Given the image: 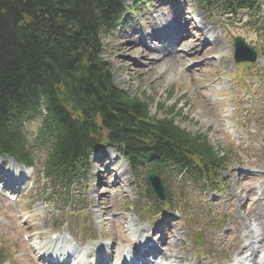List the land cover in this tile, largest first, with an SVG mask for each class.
Instances as JSON below:
<instances>
[{"label": "trees", "instance_id": "16d2710c", "mask_svg": "<svg viewBox=\"0 0 264 264\" xmlns=\"http://www.w3.org/2000/svg\"><path fill=\"white\" fill-rule=\"evenodd\" d=\"M119 2L0 0V153L30 158V146L17 137L14 127L23 116L25 105L35 100L33 86H39L42 82L47 91L54 85H63L69 97L86 96V88L93 84V97L97 98L106 119L104 125L126 142L134 143L133 138L140 136V132L160 137L156 144L164 148L170 144L176 145L185 155L197 151L209 158L213 156L205 138L191 137L179 131L169 120L149 125L137 122L135 125L127 105L136 106L131 113L133 115L139 116L146 112L137 100H134L135 104L127 101L121 105L102 101L106 95L102 86L108 84V69L107 64L102 63L97 56L100 50L99 34L101 25L105 24L104 18L108 16L107 12H114ZM85 102L84 97L77 102L78 106L84 107L83 125L77 123L69 131L60 130L56 135L48 137L51 149L48 170L54 165L75 161L78 152L90 143L88 133L98 130V125L93 128L88 126L90 113L85 108ZM50 110L58 122H67L70 116V111L65 107ZM135 129L138 132L132 134ZM52 130L50 127L41 135L49 134ZM51 136L56 140L51 141Z\"/></svg>", "mask_w": 264, "mask_h": 264}, {"label": "rangeland", "instance_id": "374dc122", "mask_svg": "<svg viewBox=\"0 0 264 264\" xmlns=\"http://www.w3.org/2000/svg\"><path fill=\"white\" fill-rule=\"evenodd\" d=\"M189 8L194 9L193 17L199 14L203 18L207 17L212 20L210 21L211 25L220 34L218 45H212L206 52V50L198 46V39L201 38V35L199 36V33L196 32L194 34L195 37L190 40L191 46H185L188 48L187 51L189 48L191 49V57H189L187 64L180 68V72L175 66L168 64L156 70H149L144 68V60L136 57V53L129 52L128 54L132 59L122 61L123 59L117 57H120L122 53L113 50L112 63L115 66L116 76L119 81L126 80L129 82L132 88L138 92H148L155 101H167L168 103H176L178 101V108L181 105L183 106L181 109L182 114L193 118L194 122L183 123L191 133L192 131L207 132L213 126L209 132L210 144L214 147L217 144H221L225 149H229L232 158L237 160V165H242L246 161L250 165L258 164V167L264 166V77L258 75V73L264 71V61L256 63L253 68H248L237 65L232 59L233 36L245 35L249 38H255V27L252 24L244 27V24L240 25L234 22V19L227 21L223 19L222 15L209 14L194 7ZM219 17L222 18V29L219 28L217 22ZM261 18L264 19V16L262 15ZM225 24L228 26L226 27ZM220 37H223V41H220ZM257 38L259 39L258 45L264 48V35H258ZM187 41L183 45H186ZM113 44L114 42L110 41L111 47H113ZM203 62H205V65H200L202 72L198 79L199 82L196 83L189 75L197 73L193 72L192 66ZM135 63L139 64L140 67L133 69L132 65H136ZM121 65H123L122 70L120 69ZM226 90L228 94L224 93ZM235 92L240 94L242 100L236 104V125L234 127L226 125V119H223L220 115H213L212 112L203 113L201 105L195 100L198 96L205 97L212 104L221 107V102L226 100V104H228L229 99L236 100L238 98L239 95L235 94ZM243 100L244 102H242ZM246 109H252L255 114L250 112L245 115ZM256 115L259 116L257 122L253 121ZM248 123L250 125H247ZM245 167L247 168V165ZM235 168L232 169L231 174L235 171ZM255 183L264 185L262 179L255 181L252 185ZM40 184H42V181L37 178L33 190L28 195H22L14 203L0 193V236L5 240L2 246L7 249L8 253L11 252L14 255L5 264H39L32 252L33 244L37 239L35 237L39 236L38 240L44 241L49 239L51 233L57 231L49 229L48 219L41 217L45 213H49L50 209L62 208L63 202L61 199H57L54 205L45 210V206L41 202L42 196L39 194ZM230 185L232 189L236 188L233 180L230 181ZM97 188L99 189L100 187L98 186ZM171 188L174 192H178V185H171ZM89 189V191L81 194L80 198L83 201H87L93 194L91 187ZM188 195L189 203L191 204L189 214L186 215L189 220L192 219V216L195 217L194 219L198 222L199 228L203 229L204 234L210 239L216 232L221 231L219 228H210V223L224 213H219V211L213 213L209 206H204L202 204L204 201L203 196L198 192L188 191ZM190 196L194 197L195 202L191 201ZM122 198L123 195L115 200L110 198L108 202L113 203L118 208L122 204V201H120ZM254 198H256V195ZM227 209L220 211L223 212ZM242 210L244 211V209ZM79 211H82V209L75 206H72L71 210L67 211L69 228L71 230H75L76 226L84 227L85 229L89 228V233L93 232V227L98 230L97 225L91 226L95 215L91 214L89 217L81 219V215H73V213ZM59 215L62 216V214ZM234 215L236 216L237 212ZM106 223L111 225L108 222ZM186 223L189 224L187 220ZM235 230H239L238 225L234 227V235ZM232 238L231 234L227 238L217 237L213 243H206L196 248L192 256L204 255L205 257L210 256L217 259L224 257V255L229 256L232 253V248L240 242L239 239L234 241ZM187 256H190V253Z\"/></svg>", "mask_w": 264, "mask_h": 264}, {"label": "bare ground", "instance_id": "6f19581e", "mask_svg": "<svg viewBox=\"0 0 264 264\" xmlns=\"http://www.w3.org/2000/svg\"><path fill=\"white\" fill-rule=\"evenodd\" d=\"M201 23H202V26L204 28H208L209 22H207L206 19H202ZM160 26H161V32H163L165 29L174 31V30H177L178 28H188L187 21H184L183 19H178V23H177L176 26H175V24L172 21L165 20V23L163 22V23H161L159 25H156L154 30H152L150 33H155L156 31H158L160 29ZM188 32H189V30H188ZM140 38L141 37L134 38V37L130 36L128 38V45L124 46L123 50L124 51H129V50L138 49L139 46L138 47H134V45H136V43H139ZM216 38L217 37H215L213 40H215ZM146 50L149 51L150 53L159 52L160 62H165V60L170 59V61L172 63H176V59L177 58L179 60L185 61V60H187V57H188V53H185L183 55H179V52L177 51V48H175V46L173 47V44L172 45L161 44L159 47L152 48V49H147L146 48ZM146 50L140 51V54L146 55L147 54ZM153 61L158 62L155 59ZM149 65L150 66H155L157 64H155L154 62H150ZM85 91H86V101L89 102V101H91V99L94 96V85L93 84L88 85V87L86 88ZM195 100L201 105L203 113H206V114L210 113L216 107L214 104H212L210 101H208L206 99L202 100L201 98L198 97V98H195ZM8 161H9V164L13 165L16 168L17 171H19V172L23 171V169H22L23 167L21 165H18V164L14 163L11 160H8ZM10 171L11 170L9 169L8 170V174H10ZM0 179L2 180V177H0ZM114 182L115 183L121 182V175H117V177L115 178ZM6 186L7 187H12L13 189H15V184L12 181L6 183ZM13 189H12V191H14ZM14 192H16V191H14ZM134 233L136 234V231H134ZM251 234H249L248 236H250L252 239H256L257 240V232L251 230ZM144 239H146V236L144 237ZM63 241H66L65 238L63 239ZM248 248H249V250H252V252H253L252 256L254 258L250 259L253 262V264H264V256L263 257H259L258 256L259 249L257 250L255 243H252L251 246L249 245ZM259 253L261 254L262 252H259ZM168 258L172 259L173 255L170 254ZM170 262H171L170 264H173L175 261H170Z\"/></svg>", "mask_w": 264, "mask_h": 264}]
</instances>
